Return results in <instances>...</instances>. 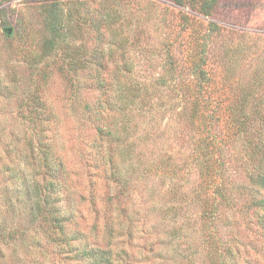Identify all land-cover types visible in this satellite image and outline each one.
Returning <instances> with one entry per match:
<instances>
[{
	"label": "rangeland",
	"instance_id": "rangeland-1",
	"mask_svg": "<svg viewBox=\"0 0 264 264\" xmlns=\"http://www.w3.org/2000/svg\"><path fill=\"white\" fill-rule=\"evenodd\" d=\"M103 1L0 0V264L77 262L64 241L49 236L53 227L43 232L31 222L41 177L40 129L51 135L65 168L69 201L64 207L76 215L70 226L87 240L106 243L104 221L110 215L116 230L108 237L111 245L129 251L133 264H264V208L254 206L264 196V156L255 147L258 136L242 134L231 144L227 131L231 113L247 117L243 113L254 112L259 100L264 114V0L211 1V17L198 11L206 4L199 0L181 6L173 0ZM55 3L62 8L64 29L69 24L77 32L75 49L60 46L41 61L36 54ZM104 5L113 6L108 43L126 71L115 72L109 62L101 74L126 81L135 92L139 83L149 88L132 97L136 101L119 116L120 160L131 178L123 191L91 165L97 126L109 129L114 119L99 120L86 106L114 102L112 91L99 89L97 65L85 67L100 42L98 11ZM194 66L212 78L204 79L210 94L195 93L201 74L195 76ZM250 86L259 95L247 96ZM228 95L247 96L249 103L231 112L225 106ZM205 126L227 142L215 153L218 160L206 152L204 138L211 136ZM162 150L173 152V172L144 173L141 162L159 161ZM204 163L212 171L207 185L200 181ZM7 165L15 178L5 173ZM221 193L226 199L216 210ZM208 199L212 217L205 219L201 204ZM128 225L130 237L124 233ZM228 246L238 249L236 258Z\"/></svg>",
	"mask_w": 264,
	"mask_h": 264
},
{
	"label": "trees",
	"instance_id": "trees-1",
	"mask_svg": "<svg viewBox=\"0 0 264 264\" xmlns=\"http://www.w3.org/2000/svg\"><path fill=\"white\" fill-rule=\"evenodd\" d=\"M183 1L185 0H173V2L178 6H181L180 4L183 5ZM199 1L206 2V4H202L198 11L202 13L204 16L206 15L211 17L212 8L214 7L212 2L215 0H199ZM112 7L113 6L110 7L109 5L106 6L104 5L98 11L99 15L101 16L100 22L98 23V29L99 31L101 29V32L97 35V38L100 39V42H98L97 48L93 51L94 59L88 57L86 59L85 67L86 68L90 67L91 64L97 65L98 80L100 87L99 89L104 87L105 91H109V92L112 91L111 93H109V96L113 97L114 102L113 103L108 102L105 106H100V104H89V103L86 106L88 111L94 112L97 119L99 120H101L104 117V115H108V116L110 115L113 116L114 118L112 123L109 124V125L113 124L112 127L109 129L103 128L101 126H97V132L99 134V138L98 139L95 138L92 144V148L94 149V153L97 156V158L95 156L92 159L91 165L93 169H95L97 172L105 171V173L108 174L107 176L111 178V181H113L117 186L120 187L119 190L123 191L122 189H125L128 183H131L130 182L131 178L126 173L120 160V156L123 154L121 147V142H123L122 141L123 137L120 133L122 129V122L118 123L119 116L124 112L125 108L126 110H128L130 103H132L133 105L134 101H136L133 99L134 97H141L142 93L144 91L147 92L149 88L143 86L142 83H139L140 85L137 86V92H135L134 91L136 89L135 86L132 85L128 86L126 81H118V79L114 80L113 78L109 80V76H104L101 74L102 70H105L109 67L108 65L109 62L110 64L113 63L114 66H116L115 72L119 73L121 71H126V67L118 65L117 61L115 62L114 60L115 52L113 51L114 49H112L108 43V38L111 32L110 27L113 25L112 23L114 21L112 20L111 22ZM61 12H62V8L59 6V4L55 3L51 5L48 14V19L46 20V24H45V29H46L45 35L42 39L41 46L39 48L40 50L36 54L37 58H40L41 61L45 59L47 55H50L55 51H58L60 46L64 45L70 49H75L74 40L77 39L76 38L77 32H75V29L69 26V24L68 27L64 29V26L66 24H63L59 21ZM71 53L72 52L68 54V57L70 58H72ZM95 53L99 56V60L95 59ZM192 69L193 72L196 74L195 76H199V74H201V80L196 82L194 87L195 93H198L199 95L202 96H205L206 94H210V87H209L210 83L207 81L211 80L212 78L210 76L202 77V75L207 73V70L204 68L200 69L199 66H194ZM205 78H207L208 80H204ZM249 90L252 92L248 93L247 96L255 97L253 92L259 95V93L252 90L251 86L249 87ZM124 94L127 95V100H125V98L123 97ZM247 96L242 97L241 99L238 98L237 96L235 97V95L226 96L225 97V99H227V103L225 104L226 108L228 110L230 109L231 112L235 107L238 109L245 108V106L249 103L245 101V98ZM259 101L254 108V112L243 113L247 117H243L240 119L237 118L236 114L231 113L229 120L231 125L227 127V131L230 133L231 144H233V142H235L237 138H241L242 134H247V135L252 134L258 136V141L260 143L256 142L255 147L256 150L260 149L262 151V155L264 156V114L258 109ZM40 103L43 104L42 102ZM41 114H43V112ZM41 114H39V116ZM192 115H194L195 118L198 116L197 114H192ZM227 115L228 114H226V116ZM32 117L34 119L37 118V116H32ZM233 127H235V129L231 130ZM205 129L208 130L211 136L209 140L204 138L206 152L218 160V157H216L215 153L217 151H220L222 148L226 147L227 142L225 141V139L218 137L215 133L213 134L211 129H208L206 126ZM36 131H37V148L40 154L37 165L39 167V173L41 177H39L40 180L37 181L38 183H36L37 188L35 193L36 196H38V199L36 201V209L35 212L33 213L34 216L32 217L31 222L41 226L43 232H47L49 226L53 227L55 234L51 235L49 233V236L52 237L53 239L62 240L65 242L66 245L69 246L68 251L72 254V255L70 254V257L77 261L75 264H133V258L131 257L129 251L127 252L125 248L121 250H116L111 245L110 239H112V237L115 235L116 230L114 226L115 224L114 218H112L110 215L104 221L105 224L104 230H105V235L107 237L106 243H104V245L87 240V237L84 234H81L80 230L71 228L70 225L72 223L73 224L75 223L74 218L76 217V215L72 210L68 212L64 207V201L66 196L65 193H67V190L69 191V185L66 182L67 181L66 173L62 163V159L58 156L57 151L52 148L53 141L49 132H46L45 129L44 130L40 129ZM201 135L202 133H200V136ZM104 136H106V138H104ZM216 139L219 140L218 144L214 142ZM103 141H107V145H105V142ZM239 145L243 147L241 143H239ZM173 160H174L173 152L167 153L165 150H162L159 161L157 160L148 163L146 159H144L143 162H141V167L143 169L142 171L144 173L145 172L150 173L155 169V171L156 170L163 171L166 174H168L170 172H173V169L177 165V162H174ZM183 163L186 164V161L183 160ZM204 167L206 168V171L203 173V176L205 174L206 176L203 178V180L200 181L201 182L204 181L207 185V181L210 184L209 174L212 173V171L209 170L208 165H206L205 163H204ZM12 168L13 167L7 165L5 168V173L8 172L11 178H15L16 175L14 174ZM43 169H45L46 171L45 174L42 172ZM46 173H48V175H46ZM262 184L264 186V178L262 179ZM204 191L207 190H203L201 192ZM201 192L197 194L198 198L201 197ZM92 195L96 197L94 193H92ZM205 196L206 193L203 195V197ZM68 197H67V201H69ZM94 197L91 198L92 201L95 200ZM225 199H226L225 194L221 193V200L216 206H214V208L217 210ZM209 203H210V199H208L207 202L204 204L205 206L201 204L204 211V213H202L203 214L202 217H204L205 219H207L206 218L207 216L209 219L212 217L209 211L211 209L212 203H210L211 205ZM254 206L256 208L257 207L264 208V196L262 198H257L256 200H254ZM206 212H208L209 215H207ZM261 217L264 222V215H262ZM117 228L119 229L123 227L120 226V224H118ZM216 229L218 232V228ZM131 231L132 229L130 225H128L124 233L130 237L132 234ZM205 239L209 244L210 243L209 235ZM219 242L221 244L223 243V240H221V236L219 237ZM227 249L228 251H230L231 256L236 258L234 253L238 252V249H236L235 252L233 251V249L230 248V246H228L225 250ZM218 264H232V263L229 262L227 263L224 260H222V262H219Z\"/></svg>",
	"mask_w": 264,
	"mask_h": 264
}]
</instances>
